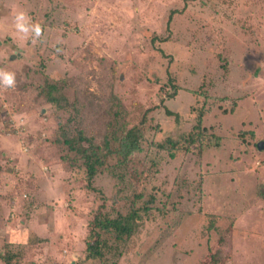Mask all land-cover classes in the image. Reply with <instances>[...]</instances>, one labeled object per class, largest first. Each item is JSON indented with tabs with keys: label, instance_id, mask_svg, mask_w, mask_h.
Returning a JSON list of instances; mask_svg holds the SVG:
<instances>
[{
	"label": "rangeland",
	"instance_id": "1",
	"mask_svg": "<svg viewBox=\"0 0 264 264\" xmlns=\"http://www.w3.org/2000/svg\"><path fill=\"white\" fill-rule=\"evenodd\" d=\"M0 67L17 80L0 88V264H264V0H0ZM124 128L141 135L127 159ZM78 130L103 160L91 185L63 141ZM131 209L138 231L99 225L89 256L97 213Z\"/></svg>",
	"mask_w": 264,
	"mask_h": 264
},
{
	"label": "trees",
	"instance_id": "2",
	"mask_svg": "<svg viewBox=\"0 0 264 264\" xmlns=\"http://www.w3.org/2000/svg\"><path fill=\"white\" fill-rule=\"evenodd\" d=\"M55 89L58 90L55 84H49L48 90L46 91L48 100L53 103L58 102L56 96H54L53 94V90ZM66 103H68L66 97L60 94V105L63 106ZM167 112L168 114H172V112L169 110H167ZM202 115V113L199 114L197 124L195 125V128L198 129L197 133L195 131H192V133H190V136H188L187 138L188 142H194L197 137L203 134V129H201ZM64 135L65 136L63 141L67 145H69L72 150H75L77 153H80L85 157L88 183L89 185H91L95 175L97 174L98 166L103 163L101 154L98 153L97 150L94 149V147L91 145L89 147L82 145L83 141L88 140V136H86L82 130H78L76 135H67L66 132H64ZM140 137L141 135L137 133V130H135V128H124L122 135L118 137L120 139L117 153H119L123 159H127L133 153L140 150ZM89 139L91 140V138ZM90 147H92L91 152H89ZM100 214H103V217ZM140 218L141 214L135 209H131L125 214L119 213L116 217H110L108 215H104L103 212H98L94 218V226L91 229L92 240L88 242L87 246V249L90 252L89 256L101 257L104 253L99 244L100 238L102 236V231L98 228L99 225H101L104 231L113 232L117 239H123L132 236L138 231Z\"/></svg>",
	"mask_w": 264,
	"mask_h": 264
},
{
	"label": "clouds",
	"instance_id": "3",
	"mask_svg": "<svg viewBox=\"0 0 264 264\" xmlns=\"http://www.w3.org/2000/svg\"><path fill=\"white\" fill-rule=\"evenodd\" d=\"M15 29L21 34V38H31L33 43L41 37L43 29L39 23H33L31 18L24 12H19L15 17ZM17 85L16 74L0 67V88H15Z\"/></svg>",
	"mask_w": 264,
	"mask_h": 264
},
{
	"label": "water",
	"instance_id": "4",
	"mask_svg": "<svg viewBox=\"0 0 264 264\" xmlns=\"http://www.w3.org/2000/svg\"><path fill=\"white\" fill-rule=\"evenodd\" d=\"M264 144V143H263ZM261 147H262V145H261Z\"/></svg>",
	"mask_w": 264,
	"mask_h": 264
}]
</instances>
